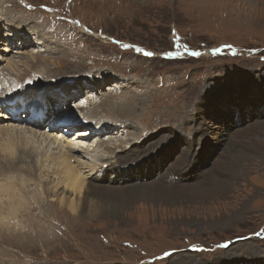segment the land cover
<instances>
[{"label": "rangeland", "instance_id": "rangeland-1", "mask_svg": "<svg viewBox=\"0 0 264 264\" xmlns=\"http://www.w3.org/2000/svg\"><path fill=\"white\" fill-rule=\"evenodd\" d=\"M14 30L10 44L6 38ZM20 34L28 41L25 36L19 40ZM263 78L264 0H0V95L23 100L41 86L67 87L78 97L68 98L66 106L59 102L57 111L77 106L92 121L102 120L110 129L100 132V141L119 143L118 154L130 145L152 144L160 148L150 157L155 165L179 155L186 157L188 169L193 156L183 152L191 140L195 166L183 181L190 178L188 186L201 182L213 188L220 170L225 179L232 176L228 180L233 184L222 197L212 194L207 200L170 205L161 200L143 211L134 202L120 218L93 220L85 210L72 213L57 201L53 188L58 193L63 187L55 188L44 155L17 163L0 158V184L12 178V193L18 196L14 183L24 190L20 196L36 206L25 213L22 202L11 215L10 196L2 197L8 191L0 186V213L7 211L10 218H0V264H216L220 256L228 264L231 252L236 259L255 257L241 264H262L264 154L244 146L248 139L238 140L235 133L240 126L249 136L248 126H264ZM31 85L29 95H20ZM52 91L47 93L51 101L56 96ZM6 106L0 107L3 112H8ZM19 115L27 118L26 112ZM61 127L59 134L77 139L76 131ZM89 139L82 143L97 141ZM99 149L112 155L106 143ZM74 155L84 163L81 167L90 166L86 154ZM215 162L218 170L212 167ZM208 167L210 175L204 173ZM120 175L113 178L118 182ZM124 176L135 177L132 172ZM142 178L146 181L148 175ZM69 193L64 190L66 197ZM39 198L49 212H38ZM26 217L34 219L24 221ZM19 231L37 233L38 243H27L29 236L9 237Z\"/></svg>", "mask_w": 264, "mask_h": 264}, {"label": "bare ground", "instance_id": "bare-ground-1", "mask_svg": "<svg viewBox=\"0 0 264 264\" xmlns=\"http://www.w3.org/2000/svg\"><path fill=\"white\" fill-rule=\"evenodd\" d=\"M15 27L14 29H16ZM15 35H17L15 30L11 32L10 34H8L6 38L7 42L10 44L14 42L15 40L12 41L11 37H14ZM21 36H25L26 40H24V42L28 41V36L22 35V34L19 35L20 37L19 40L24 39ZM7 65L9 66V62L7 63ZM35 85H31L27 89H23L24 91H20V95H27L28 92H30V90ZM55 88L45 89L44 86H41L39 90L33 91L31 95L28 94L29 95L28 98L23 99L22 104L20 103V101H22L21 100L22 96H20V99L18 97L16 99L15 98L12 99L10 96H8L9 93L5 94L3 92L0 95L1 96L0 97L1 99L0 107L2 108L7 107L6 103L4 102L13 101L11 103L13 104L15 102V104H13L14 107L23 108L20 112H26V114H28L30 111L29 109L31 107L35 111H37L39 108H43L45 106L47 107L46 110H48V113L46 114L47 118H50V116H52L55 119L57 116L55 121L49 124L50 126L49 130L40 131L37 129L38 127L45 128V126H47L45 125V122L47 120L46 118L42 120H35V119L29 120V119L24 118L22 120L20 118L21 115L18 116V114H9L8 112H3L1 110L2 108H0V111H2V113L0 114L4 115L3 116L4 119L6 117L9 119L8 121H5L3 119L2 123L0 124V155H1L0 158H3L4 160L8 162L14 159L13 163L15 161H16L15 163H17L18 160L23 159L24 157H28L32 159V158H36L38 154L39 156L40 154L44 155L43 163L49 166L48 173H50L55 178L54 179L56 182V184H54L55 188H58L59 186L63 187V190L61 192H58L60 193V196H58L56 189L53 188L55 197L57 198V201L61 205H63V207L66 206L70 212L72 213L79 212V214H82V212L85 210L86 215L92 217L93 220L99 218L103 221L104 220L110 221L114 217L120 218L122 215L121 214L122 211L127 209L128 207L130 208L134 202H137V203L140 202V204L142 205L139 206L138 208H140V211H143L144 208H146V206L148 205L152 206L153 204H156L157 201H161V200L164 203V205H170L174 202H179L180 200H183V201L202 200L203 201V200H207L209 196H211L212 194H215V195L217 194L220 197L224 196L225 194H227V192L231 188V185H233L232 182L228 180L229 178L231 179L232 176L229 175L227 179H225L226 177L224 174H222V171L218 170V168L220 167L216 166L217 162H215V164L212 165V167L214 169L217 168L218 175H220L221 177L218 178V183H216L213 188L206 186L201 182L188 186L187 182L190 181V178H189V181L187 182L183 181V175H185L186 172H188L189 167L190 166L192 167L193 165L195 166L194 164L196 160L194 156L195 152L193 153L191 151V147L194 141H191V140L190 142H188V147L186 151L183 152L185 156L189 154L193 156L192 158L193 160H191V164L187 169L188 162L186 163L187 161V159H185L186 157L182 156L180 158L179 155H177L176 157L174 155L172 160H170L169 162L165 161V163L164 164L162 163L161 166L155 165L153 163L154 160L150 159V157L152 153L156 152L159 154L160 148L155 150L154 148L155 146L153 145L154 146L153 147L152 144L148 146L147 145H144V146H139V145L131 146L130 145L128 149L124 150V153L118 154L117 151L121 150L120 148L121 145L119 143L117 144L116 141H112L113 139L103 140V142L102 140L100 141V138H101L100 136H102L100 132L102 133L105 130L107 132V130L110 129V127L107 126L100 119H97V120L95 119L94 121L96 122L92 121L93 123L89 124L88 127L84 126L85 128L75 130L76 134L74 138H77V139L72 138L73 139L72 140L70 137L65 138L64 133L59 134L58 132L59 125L57 123L59 119L65 118L66 120L78 121L81 117L84 119H89L90 116L86 112H84L82 109H78L77 106H76L77 109L76 108L74 109L77 114L74 113L73 109H68L69 111L65 110L64 112L57 111L56 106L59 105V102L66 101L64 105L66 106L70 102V101L68 102V98H71L73 100L75 99V96L78 97V95H75L76 94L75 91H73V93H70V90L67 87L65 89L62 87L58 89L57 88L55 89ZM88 88L89 87H86V89ZM51 90H53L52 92H54V95H56L53 97V99L51 98L53 101L48 99L49 96L47 94L48 91H51ZM59 92L63 93L64 95L60 94ZM37 98L39 99L37 100ZM30 99H32L33 102H35V104L34 103L30 104V102H32V101H29ZM133 99H137V98L134 97ZM44 100L46 102H44ZM153 101H156V100H153ZM242 103L244 104V102ZM246 106L247 104L245 102V105H243V108L240 109L241 112L245 110ZM133 110L135 109L133 108ZM38 113L36 112V114ZM89 120H91V118ZM255 120L257 119H254L251 122ZM17 124L23 125V126H18ZM67 126L68 128H65L64 126L61 128L63 130L64 129L67 130L71 128H72L71 130L74 129L73 126H69V125ZM199 126H201L203 134H205V127H203V122ZM248 128L250 130L249 136L243 129H240V126L237 127L238 130L236 131L235 134L238 140L240 138L241 139L247 138L248 142H246V144L242 142L244 146L248 147L249 149L251 148L254 151H260V153L264 154V145H261V143H259L260 141L264 140V131L262 135L260 136L254 134V133L261 132V130H264L263 122L253 123L250 126H248ZM27 132H29L32 135V137L28 136ZM173 132H175V130L172 131L171 133ZM91 133H95L94 136L90 137ZM39 135H41V138L38 142V145H36ZM86 137L90 139L93 137L97 138V141L99 140L98 141L99 144H97L98 143L97 141H92L93 139H91V141L89 142L87 141V143H82L86 141L87 139ZM226 140L229 141L230 136H228ZM231 141L232 140H230L229 143ZM103 143L107 144L108 153H112L110 157H108V155L101 154V152H104V151H101L99 149V146H102ZM52 144H55V147ZM230 145H233V144L230 143ZM40 147L41 149H39ZM30 148H31V151L27 153L28 150L25 151V149H30ZM52 148L55 151L52 153H48V150ZM180 148H182V146ZM78 151L83 152L84 155L86 154L87 156L86 159L88 160L90 164V166L87 167L88 169L85 166L81 167L84 163H81V162L79 163L78 161L74 160L75 159L74 152H78ZM248 151L250 152V150ZM143 162H144V166L142 164ZM234 162L232 163L229 162V166H231V168H234L235 166ZM221 163L223 164V162ZM9 166L11 165L9 164ZM104 166L106 167V169H104ZM50 167H53V168L50 169ZM127 169H133V173L135 176L134 179L132 178L131 180H128V181L120 180L118 182L114 181L112 183H105L102 180V177L104 175L106 177L107 175L113 177ZM140 169H142L143 173L138 174V170ZM107 170H108V173L106 175ZM204 173H206L207 175H210L212 173L211 168L208 167L207 169H204ZM144 174L148 175V179L146 181H144L142 178ZM9 175L11 174L9 173ZM201 176H204V175H201ZM214 177L215 176H213V179ZM11 181H12V178L9 177V181L7 183L0 184V186L3 187L4 190L8 191V193L7 192L1 193L2 197L5 196L6 198H8V195L10 196L9 204H8V211H10L9 213H11V215H13L14 213L15 215L16 212L21 207L22 202L26 203L25 213H31L32 211L34 212V207L36 206L33 204V201L26 202V199L23 198L22 195L20 196L19 192H22L23 190L22 188H19L18 190V187H16L13 183V190L18 192V196H15L12 193ZM195 181L197 180L195 179ZM177 186H180V187H177ZM64 190L65 191L67 190L70 192L68 197L64 195ZM53 201L56 202V200H53ZM6 212H5V215H6ZM38 212L41 214H45L49 212V211H43L41 207V198H39V201H38ZM5 215L3 216L2 211H1L0 216L2 217L0 218L3 219ZM47 216L50 218L49 214H47ZM7 218H9V216L8 217L6 216L4 219H7ZM31 219H34V218L26 217L24 221L31 220ZM33 223H34L33 221H30L28 226L32 227ZM19 232H20L19 234L18 233L14 235L10 234L11 236L9 237L21 238L23 236H29L30 240L27 243H38L37 233H32L31 235H29L26 233V231H23V232L19 231ZM4 241L8 243L7 240H4ZM17 241L19 240L17 239ZM230 254H231V257L228 258V264H241L244 261H253L255 259V257H250L248 259H245V258L236 259L235 257H232V254H233L232 252ZM249 254L251 253L249 252ZM225 260H226V257L220 256L216 264H219V263L224 264ZM262 264H264V262H262Z\"/></svg>", "mask_w": 264, "mask_h": 264}, {"label": "snow or ice", "instance_id": "snow-or-ice-1", "mask_svg": "<svg viewBox=\"0 0 264 264\" xmlns=\"http://www.w3.org/2000/svg\"><path fill=\"white\" fill-rule=\"evenodd\" d=\"M150 54V53H149Z\"/></svg>", "mask_w": 264, "mask_h": 264}]
</instances>
